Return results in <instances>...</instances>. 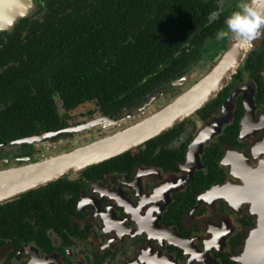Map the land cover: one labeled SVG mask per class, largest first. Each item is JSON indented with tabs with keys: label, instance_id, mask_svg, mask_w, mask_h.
I'll use <instances>...</instances> for the list:
<instances>
[{
	"label": "flooded vegetation",
	"instance_id": "flooded-vegetation-1",
	"mask_svg": "<svg viewBox=\"0 0 264 264\" xmlns=\"http://www.w3.org/2000/svg\"><path fill=\"white\" fill-rule=\"evenodd\" d=\"M228 39L220 40L216 49L227 46ZM216 51L187 63L112 114L97 112L93 104L77 122L74 113L93 102L70 111L53 94L59 122L66 126L48 130L38 121L31 136L0 143V171L73 148L79 134L84 138L78 144H85L120 130L124 120L150 115L195 84L211 68L200 63ZM258 58L262 54L245 60L215 101L125 153L127 159L117 160L122 154L108 165L61 178L57 189L55 182L16 197L10 200L16 208L0 206V264H264V60L256 62ZM8 70L0 68V77ZM25 91L12 88L9 80L0 88L5 124L11 117H26ZM232 99L233 114L215 133L213 122ZM16 100L22 101L19 108ZM110 116L104 126L20 141ZM8 130L25 131L21 121Z\"/></svg>",
	"mask_w": 264,
	"mask_h": 264
},
{
	"label": "trees",
	"instance_id": "trees-1",
	"mask_svg": "<svg viewBox=\"0 0 264 264\" xmlns=\"http://www.w3.org/2000/svg\"><path fill=\"white\" fill-rule=\"evenodd\" d=\"M35 2L31 17L12 32L0 33V68L9 66L0 77V88L9 80L12 88L26 90L22 101L27 107L23 119L11 117V123L5 124L4 115L0 117V143L31 136L38 121L48 130L64 128L53 94L66 110L92 101L95 110L106 115L140 100L168 75L217 48L216 34L226 30L224 21L240 0L226 10L221 8L222 0ZM259 54L262 58L256 62L264 60V46L256 55L251 53L248 61ZM22 101L16 100L18 108ZM18 121L25 129L22 134L8 130ZM127 155L115 159H127ZM105 165L108 162L93 168ZM59 184L52 187L57 189ZM17 205L8 201L0 206Z\"/></svg>",
	"mask_w": 264,
	"mask_h": 264
},
{
	"label": "water",
	"instance_id": "water-1",
	"mask_svg": "<svg viewBox=\"0 0 264 264\" xmlns=\"http://www.w3.org/2000/svg\"><path fill=\"white\" fill-rule=\"evenodd\" d=\"M36 9L35 0H0V33L12 32L20 21L29 18ZM263 44L264 35L253 41L250 49L239 48L236 42L229 38L227 46L218 55L212 67L189 89L159 110L137 121L129 118L127 123L119 124L120 130L106 137L86 144H77L64 152L61 151L52 157L17 170L0 171V204L138 149L173 129L195 112L215 101L231 84L247 57ZM233 100H228L224 104L220 116L213 122L214 125L217 124L215 133L221 131L230 117L229 114H233L229 111L234 107ZM253 103L254 97L251 99V104ZM109 119H113V116L80 127L55 131L50 133V138H57L67 132L82 131L91 126H104V121ZM42 138L35 136L20 141L35 142Z\"/></svg>",
	"mask_w": 264,
	"mask_h": 264
},
{
	"label": "clouds",
	"instance_id": "clouds-1",
	"mask_svg": "<svg viewBox=\"0 0 264 264\" xmlns=\"http://www.w3.org/2000/svg\"><path fill=\"white\" fill-rule=\"evenodd\" d=\"M236 7L224 21L226 30L218 31L216 39L231 38L239 48L250 49L264 35V0H240Z\"/></svg>",
	"mask_w": 264,
	"mask_h": 264
},
{
	"label": "rangeland",
	"instance_id": "rangeland-1",
	"mask_svg": "<svg viewBox=\"0 0 264 264\" xmlns=\"http://www.w3.org/2000/svg\"><path fill=\"white\" fill-rule=\"evenodd\" d=\"M233 1L234 0H222V2H221V8L223 9V10H226V9H228L229 7H231L232 6V4H233ZM249 2H250V0H249ZM35 13V12H34ZM32 16V15H31ZM30 16V17H31ZM220 45V44H219ZM223 48L224 47H221L220 49H216L215 47H213L212 48V50L211 51H216V52H218L217 53V55L215 56H211V57H206L205 59H204V61H202L201 63H200V65L201 64H203V68L206 70V69H208V67H212V65L214 64V62H215V60L217 59V57H218V55L223 51ZM202 74V72H198V75H197V77H199L200 76V74ZM206 73V72H205ZM94 109V105L93 104H86V105H83L82 107H80L75 113H74V115H75V118H76V121L77 122H79V121H81V120H83V118H84V116H83V114L84 113H86V112H88V111H90V110H93ZM142 118V116L141 117H138V118H132L134 121H137V120H139V119H141ZM128 120V119H127ZM127 120H124L123 122H121V123H119V124H123V123H127ZM110 134V133H109ZM96 137V136H95ZM84 138V135H77L76 137H75V139L77 140V142L75 143V144H73L72 143V145H71V147H73V146H76L79 142H81L82 141V139ZM94 138V137H93ZM93 138H90L91 140L90 141H88L87 143H89V142H91L92 140H95V139H93ZM87 140H85L84 142H86ZM83 143V142H82ZM81 143V144H82ZM86 144V143H85Z\"/></svg>",
	"mask_w": 264,
	"mask_h": 264
},
{
	"label": "bare ground",
	"instance_id": "bare-ground-1",
	"mask_svg": "<svg viewBox=\"0 0 264 264\" xmlns=\"http://www.w3.org/2000/svg\"><path fill=\"white\" fill-rule=\"evenodd\" d=\"M106 125H107V124H106ZM245 126H246V123H245ZM208 131H209V130L205 131V133H203L202 136H204ZM202 136H201V137H202ZM50 137H51V135L45 136V137H43V140H47V139L50 138ZM199 139H201V138H199ZM261 227L264 228V226H261Z\"/></svg>",
	"mask_w": 264,
	"mask_h": 264
}]
</instances>
